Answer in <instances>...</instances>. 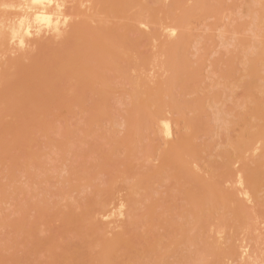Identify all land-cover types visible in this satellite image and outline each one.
Here are the masks:
<instances>
[{
	"label": "rangeland",
	"instance_id": "rangeland-1",
	"mask_svg": "<svg viewBox=\"0 0 264 264\" xmlns=\"http://www.w3.org/2000/svg\"><path fill=\"white\" fill-rule=\"evenodd\" d=\"M98 1L104 4L0 0V264H67L75 247L84 264H97L89 246L112 241L115 233L120 240L112 243L111 264H246L241 252L257 257L252 264H264V152L244 162L255 173L254 199L245 197V189L238 197L232 188L242 181L237 152L264 133V15L257 13L264 0H179L182 11L196 1L224 9L217 8L220 15L212 6L196 16L193 8L199 11L200 3L192 6L182 43L173 37L179 43L171 53L173 75L181 79L186 69L199 75L186 86L174 81L170 99L158 94L171 105L167 127L152 122L154 101L145 100L144 109L139 101L152 97L143 93L146 75L153 80L150 65L166 61L161 50L171 48L167 37L175 35L156 16L170 5L172 17L175 0H131L125 13L126 0ZM150 39L159 42L155 49ZM248 59L256 62L255 71H248ZM144 63L148 73L139 90L133 70ZM160 82H153L155 88ZM149 84L145 88L156 91ZM178 139L195 158L190 169L171 153ZM225 193L236 199L234 205ZM120 201L127 204L125 217L108 220ZM85 214L98 219H82ZM218 224L221 235L210 230ZM120 226L123 232H115Z\"/></svg>",
	"mask_w": 264,
	"mask_h": 264
},
{
	"label": "bare ground",
	"instance_id": "bare-ground-1",
	"mask_svg": "<svg viewBox=\"0 0 264 264\" xmlns=\"http://www.w3.org/2000/svg\"><path fill=\"white\" fill-rule=\"evenodd\" d=\"M127 1V3L125 4H121L122 5V7L119 5L120 3H117L118 4V6L119 7H116L117 6V4L116 5H114L112 8H113V10L111 9V11H114V9H115V7L116 8H119L120 9V7H121V11L123 12V13H125L124 12V8H126V7H128V4H129V2H132L131 0H126ZM159 1V0H158ZM165 1H167V0H165ZM169 1V0H168ZM167 1V2H168ZM171 1V0H170ZM185 1V0H184ZM193 1V0H192ZM212 1H214V0H212ZM211 1V2H212ZM261 1V0H260ZM99 1L97 0V3H98ZM197 2V3H196ZM192 6L194 7H197L196 5H199V3H200V7L201 8H199V11H198V9L196 10L195 8H193L194 9V14L196 13V14H198V15H196V16H202V15H204V13L206 14L207 12L206 11H209V13L211 12V7L212 6H214V8L213 9H215V11H216V14H217V8L219 7H216V3L214 4V3H212L213 5L212 6H210V4H211V2L209 3L208 1H206V2H208L207 3V5L206 4H202L201 5V2H198V1H196ZM203 2H205L204 0H203ZM220 2V1H219ZM219 2H217V3H219ZM258 2H259V0H258ZM133 3V2H132ZM170 3V2H169ZM181 3H182V1H181ZM101 4H104L103 2H99V5H101ZM165 4V3H164ZM179 4V5H178ZM189 4V3H188ZM223 4V3H222ZM127 5V6H126ZM187 5V4H186ZM218 5H221V4H218ZM170 6V5H169ZM168 6V7H169ZM176 6V7H175ZM179 6V7H178ZM184 6V5H183ZM191 6V7H192ZM204 6V7H203ZM208 6V7H207ZM223 6V5H222ZM222 6H220L219 7V9H224ZM124 7V8H123ZM168 7H167V9H168ZM171 7L173 8H175L174 10H173V15H172V17H171V14H170V12H172V10L171 11H167V9H166V11H163L162 9H161V13H163V14H161V13H159V17H157L156 16V20L158 21V22H160L161 21V23H159V25H161V26H165V25H168L169 27H170V30H172V32L171 33H173V34H175L174 36H171V34L170 35H168V37H167V40H168V44L167 45H169L171 48V50L169 49V47L168 48H165V49H168L167 51L165 50V49H163V50H161V51H163L162 53H163V55L161 56V58H163V59H165L166 58V61L164 60V62H163V60H160V59H155V61L153 62V64L152 65H150L151 64V62H150V66H151V68H152V73H154V71H156L155 72V74H151V75H153L154 77H153V80L155 81V85H157L156 83L157 82H159V81H162V82H160V83H162V87H157L156 86V88H158V89H156L155 88V86H154V81L153 80H150V79H148L149 78V74L148 75H146V76H148V78L146 79V81H147V83L146 82H144V83H146V84H144L145 85V87L147 88L148 87V83H153L152 85L151 84H149V86L151 85L152 87H154L155 88V90L156 91H154L153 90V92L154 93H156L157 92V90H158V92L156 93L157 94V96L159 97V95L158 94H160V92H162L161 94H165V95H167L168 96V98L170 99L171 97H169V93H170V91H172L171 90V84L174 82V81H177V83H178V76H174L173 74H174V68H175V59L173 58L174 56V51L175 50H178V45H179V43L178 44H175L174 43V41H172V40H174L173 39V37H180V43H182L181 41H182V38L181 37H183L182 35H183V32L185 33V30H187L186 28H188V26L186 27V18H188V17H192L190 14H192L193 15V13H192V11L190 10V6H189V8H187V9H185V11H182L184 8H181L180 7V3H179V0H175V2H173L172 3V5H171ZM206 7V8H205ZM163 8H164V6H163ZM210 8V9H209ZM179 9V10H178ZM180 9H182V10H180ZM259 10H257V13L258 14H260L261 13V16H263L264 15V4L262 3V6L261 7H259L258 8ZM263 9V10H262ZM117 10V9H116ZM205 10V11H204ZM261 10H262V12H261ZM177 11V12H176ZM191 11V12H190ZM196 11V12H195ZM204 11V12H203ZM214 10H213V12H215ZM250 11H252V10H250ZM256 11V10H255ZM258 11H260V12H258ZM100 12V11H99ZM157 12V11H156ZM166 12V13H165ZM175 12H176V15L174 16V14H175ZM190 12V13H189ZM199 12L200 13H202V14H199ZM103 13V12H102ZM255 13V12H254ZM257 13H255V15L257 14ZM262 13H263V15H262ZM105 14V13H104ZM218 14H220V12H218ZM252 14V13H251ZM257 14V15H258ZM189 15V16H188ZM220 15H222V14H220ZM254 15V14H253ZM256 15V16H257ZM154 16V15H153ZM260 16V17H261ZM174 17V18H173ZM253 17V16H252ZM259 16H258V19L260 18ZM153 18V17H152ZM158 18V19H157ZM160 18V19H159ZM263 18H264V16H263ZM257 19V18H256ZM257 19V20H258ZM170 20V21H169ZM256 20V21H257ZM153 21V23H154V21L155 20H152ZM262 21H264L263 19H262ZM260 22H261V19H260ZM156 24H158L157 22H156ZM262 26H263V22H262ZM83 29H85V30H87V31H89L88 29H86V28H83ZM264 30V29H263ZM162 32V31H161ZM263 33H264V31H263ZM166 33H164V31H163V34L162 35H165ZM172 34V35H173ZM151 35V34H150ZM261 35V34H260ZM152 36V35H151ZM159 36H160V34H159ZM158 36V37H159ZM149 38V37H148ZM153 38V36L151 37V39ZM258 38V37H257ZM262 38H264V35L262 36ZM262 38H260V39H262ZM150 39V40H151ZM155 39H157L156 37H155ZM153 41H154V39H152ZM151 40V41H152ZM152 41V42H153ZM156 41H159V40H156ZM258 42V41H257ZM264 42V41H263ZM159 42H153V46L152 47H154V49H155V47L157 46V44H158ZM186 43V42H185ZM240 43H242V42H240ZM245 43V45H246V42H244ZM260 43H262V40H261V42ZM262 45V44H261ZM238 46V45H237ZM240 46V45H239ZM263 48H264V43H263ZM236 48V47H235ZM255 49H256V47H254ZM172 49H173V51H172ZM249 49H251V48H249ZM253 49V48H252ZM262 48H260L259 47V50H261ZM243 50V49H242ZM235 51V50H234ZM239 51V50H238ZM237 51V52H238ZM243 51H245V49L243 50ZM250 51H252V50H250ZM262 51V50H261ZM168 52V53H167ZM172 52H174L173 53V55H171V53ZM252 52H254V51H252ZM259 52V51H258ZM257 52V53H258ZM264 52V51H263ZM161 53V52H160ZM178 53V52H177ZM246 53V52H245ZM248 53V52H247ZM257 53H256V50H255V56L257 55ZM234 54V53H233ZM235 54H236V52H235ZM238 54V53H237ZM241 54V53H240ZM250 54H251V52H250ZM259 54H261V53H258V55ZM168 55V56H167ZM182 55V54H181ZM252 55V54H251ZM262 55V54H261ZM246 56V55H245ZM159 57V56H158ZM158 57H156V58H158ZM232 57V60H233V58L235 59V57L236 56H231ZM239 57H241V56H239ZM244 57V56H243ZM250 57V56H249ZM248 57V58H249ZM252 57H254L253 55H252ZM168 58V59H167ZM251 58V57H250ZM239 58L237 57V59L235 60L236 62H237V60H238ZM254 59V58H253ZM167 60L169 61V62H167ZM183 60V59H182ZM203 60V59H202ZM229 60H230V58H229ZM243 60H245V59H243ZM251 59H248V62H249V64H248V71L250 72V71H255V69H256V62H253L252 60L250 61ZM261 60V59H260ZM183 61H185V60H183ZM231 61V60H230ZM234 61V60H233ZM233 61H231L232 63H233ZM239 61H241V60H239ZM247 61V60H246ZM176 62H177V60H176ZM198 62V61H197ZM260 62H262V65L264 64V61L263 60H261ZM166 63V64H165ZM181 63V62H180ZM187 63V62H186ZM258 63H259V61H258ZM191 64V63H190ZM198 64V63H197ZM243 64V63H242ZM195 65V64H194ZM231 65V64H230ZM149 66V67H150ZM179 66V65H178ZM234 66V65H233ZM264 66V65H263ZM187 67H188V65H187ZM227 67V66H226ZM247 67H245L246 69L245 70H247ZM261 67V66H260ZM150 68V69H151ZM189 68V67H188ZM196 68H197V66H196ZM232 67L230 66V68H229V70L231 69ZM233 68H235V67H233ZM257 68H259V67H257ZM183 69V68H182ZM184 69H186V68H184ZM195 69V68H194ZM198 69H200L199 67H198ZM198 69H195V70H198ZM227 69V68H226ZM236 70V69H235ZM134 72H135V74L137 73L138 75H139V81H138V83L136 82V84H137V88L140 90V87H144V85H143V82L140 80L141 78H142V74H144L145 75V73L147 72V69H146V64L144 63L141 67H139V69L137 68V69H134L133 70ZM150 71V70H149ZM188 71V72H187ZM223 71H225V70H223ZM262 71H263V69H262ZM133 72V73H134ZM180 72V71H179ZM199 72V71H198ZM226 72V71H225ZM245 72H247V71H245ZM148 73V72H147ZM158 73H163V77H165L164 75H166V77H167V74L169 75L168 77H170V78H168V79H165V78H163L161 75V77H162V79L160 78V76L159 75H157V76H159V77H157L158 79H159V81H158V79L155 77V75L156 74H158ZM195 73V74H194ZM260 73H262V72H260ZM173 75V76H171V75ZM221 74H222V72H221ZM188 75V76H187ZM198 75L199 74H197L196 73V71L194 72V71H191V69H189V70H183L181 73H180V77H181V79H179V81L181 80L182 82H184L183 84L185 85V83H186V85H187V82L188 81H190L191 79H195L196 78V80H198L197 79V77H198ZM223 75H224V72H223ZM228 75H230V74H228ZM246 75V74H245ZM244 75V76H245ZM247 75H249V74H247ZM186 76V77H185ZM222 76V75H221ZM254 76V75H253ZM188 77V78H187ZM224 78V80H225V75L223 76ZM227 77V76H226ZM228 78V77H227ZM232 78H234V75H233V77ZM157 79V80H156ZM199 79H200V77H199ZM242 79V78H241ZM255 79V78H254ZM253 79V80H254ZM143 81H144V79H142ZM150 80V81H149ZM168 80V81H167ZM196 80H193V82L195 83V84H197V83H199V82H197ZM232 80V79H231ZM233 80H235V79H233ZM244 80V79H243ZM253 80H252V82H253ZM152 81V82H151ZM157 81V82H156ZM165 81V82H164ZM140 82H142V84H139ZM192 82V81H191ZM228 83H229V81H227ZM231 82V81H230ZM252 82H250L251 83V85L253 84ZM160 83H158V84H160ZM163 83L165 84L164 85V89H163ZM181 83V82H180ZM190 83V82H189ZM194 83L192 84L193 86H195L194 85ZM246 84H245V86L246 85H249L247 82H245ZM230 85H231V83H229ZM161 85V84H160ZM159 85V86H160ZM185 85V86H186ZM192 85L191 84H189V86H191L192 87ZM225 85H227V83H225ZM236 85V84H235ZM234 85V86H235ZM139 86V87H138ZM188 86V87H189ZM217 87H218V85H216ZM244 86V85H243ZM250 86V85H249ZM255 86V85H254ZM144 87V94H145V96H149V93L147 94L146 92H150L151 93V95H152V97H144L143 95H141V92H140V94L138 95L137 94V97L138 96H143L141 99H143V100H141V101H139L140 102V104L139 105H141V104H143V105H145V103L147 104L148 102L146 101L145 102V100H150V102L152 103L153 101L155 102L154 103V106H155V108L156 109H154V112L152 111V113H155V114H151L152 116L151 117H153L152 118V122L153 123H156V124H158V123H160L162 126H164V127H167V124H168V121H169V117L168 116H166V115H168V113H169V111H168V109H170V106L168 105V103H166V102H163V100L165 99V96L163 95H161L159 98H154V96H153V92H151V90L149 91V89H150V87H149V89L147 90L146 88ZM166 87V88H165ZM196 87V86H195ZM195 87H192V88H195ZM247 87V86H246ZM246 87H243V88H245L246 89ZM228 88H230V87H228ZM252 88V87H251ZM151 89H153V88H151ZM166 89V91L164 92L163 90H165ZM190 89V87L188 88V90ZM196 89V88H195ZM195 89H190L191 91L192 90H195ZM244 89V90H245ZM259 89V88H258ZM168 90V91H167ZM189 90V91H190ZM142 91V90H141ZM146 91V92H145ZM247 91H249L248 89H247ZM246 90H245V92H247ZM142 93V94H143ZM153 93V94H152ZM213 94H214V92H212ZM147 94V95H146ZM156 94H154L155 95V97H157L156 96ZM171 95V94H170ZM210 95V94H209ZM208 95V96H209ZM215 95H216V93H215ZM256 95V94H255ZM254 95V96H255ZM167 96H166V98H167ZM220 96V95H219ZM163 97H164V99H163ZM209 97H213V96H209ZM253 97V96H252ZM251 96H250V98H252ZM145 98V99H144ZM150 98H152V99H155V100H152V99H150ZM160 98H162V99H160ZM197 99H200V98H197ZM197 99H195V100H197ZM210 99V98H209ZM213 99V98H212ZM162 102H161V101ZM165 100H167V99H165ZM214 100H218V99H216V98H214L213 99V102H214ZM251 100H253L252 102H254V100H255V98L253 99H251ZM262 100V99H261ZM137 101V100H136ZM143 101V102H142ZM197 101H199V100H197ZM202 101V100H201ZM200 101V102H201ZM207 101V100H206ZM173 102V101H172ZM171 102V103H172ZM203 102V101H202ZM256 102H259V100H258V98H257V100H256ZM175 103V102H174ZM177 103V102H176ZM192 103H196L195 101H193ZM138 104V103H137ZM153 104V103H152ZM173 104V103H172ZM190 104V103H189ZM212 104V103H211ZM214 104L216 105V103L214 102ZM260 104V103H259ZM259 104H257V106L256 105H254V106H256L257 108H258V106H261V104L259 105ZM143 105H141L142 107H143ZM179 105V104H178ZM178 105H176L177 107H178ZM192 105V104H191ZM140 106V107H141ZM146 106V105H145ZM176 106H174V107H176ZM197 106H199V105H197ZM200 106H203V104H201L200 103ZM135 107V106H134ZM136 108V107H135ZM146 108V111H148L147 110V108L148 107H145ZM171 108H173V107H171ZM180 108V107H179ZM179 108H173V109H179ZM182 108V107H181ZM203 108V107H202ZM210 108V107H209ZM212 108H213V106H212ZM255 108V107H254ZM142 109V108H141ZM143 109H144V107H143ZM184 109V108H183ZM187 109H189V108H187ZM205 108H203L201 111H203ZM133 111H134V108L132 109ZM152 110V109H151ZM171 110V109H170ZM250 110V109H249ZM258 110V109H257ZM205 111V110H204ZM263 111V110H262ZM139 112V111H138ZM137 112V113H138ZM151 112V111H150ZM167 112V113H166ZM193 112V111H192ZM198 112V111H197ZM196 112V113H197ZM200 112V111H199ZM259 112V111H258ZM142 113V112H141ZM140 113V114H141ZM201 113H203V112H201ZM249 113V112H248ZM139 114V115H140ZM259 114V113H258ZM137 116H138V114H136ZM195 115V114H194ZM256 115V114H255ZM127 116V115H126ZM131 117H133V116H131ZM142 117H143V115H142ZM242 117V116H241ZM241 117H239V118H241ZM243 117H244V114H243ZM260 117V116H259ZM93 118V117H92ZM149 118V117H148ZM198 118V117H197ZM247 118V117H246ZM128 119V118H127ZM138 119H139V117H138ZM195 119V118H194ZM192 120V123H190L188 126H192L191 128L193 129V127L195 126V120ZM201 119V118H200ZM199 119V120H200ZM123 120V119H122ZM145 120V119H144ZM147 120V119H146ZM139 121V120H138ZM241 121V120H240ZM260 121V120H259ZM263 121V120H262ZM136 122V121H135ZM147 122H148V120H147ZM146 122V123H147ZM190 122V121H189ZM197 122H199V121H197ZM121 123V122H120ZM119 123V124H120ZM202 123V122H201ZM250 123V122H249ZM93 124V123H92ZM117 124V123H116ZM127 121L126 122H123L122 123V125H120V126H122L123 127V129H124V127H126L127 128ZM131 124V123H130ZM141 124H143V123H141ZM196 124H198V123H196ZM204 124V123H203ZM251 124V123H250ZM124 125H126V126H124ZM133 125V124H132ZM135 126V125H134ZM256 126V125H255ZM258 126V125H257ZM199 127H201V126H199ZM128 129V128H127ZM130 129V128H129ZM133 129V128H132ZM191 129V130H192ZM131 130V129H130ZM188 130H189V132H191V130L188 128ZM134 131V130H133ZM133 131H131V132H133ZM128 132H130V131H128ZM189 132H188V134H189ZM135 133V132H134ZM134 133H132V134H134ZM184 138V137H183ZM178 141V143H176L175 144V142H172L173 144L170 146V149H171V153H176V155L178 156V157H180L178 160H181V161H179V165L180 164H182L183 162L184 163H187V161H188V163L187 164H184L183 163V167H185V168H188V166H189V169H190V167L192 168L193 166H194V162H195V158H193L192 157V153L191 152H189V150H187L186 149V147H185V142L183 141V140H181V139H178L177 140ZM243 143V142H242ZM232 144V143H231ZM169 145V144H168ZM187 147H188V145H187ZM169 149V150H170ZM190 149V148H189ZM232 149V148H231ZM233 150V149H232ZM191 151V150H190ZM234 151V150H233ZM232 151V152H233ZM258 152H264V133L263 132H261V133H258L256 136H254L253 138H251L250 139V143L249 144H246L245 145V147H243L242 149H239V152H237L238 153V158H237V162H236V164H240V165H242L243 167H241V169L236 173V175L240 178V179H238V180H242L241 182H239V183H235V184H233L232 185V188H233V191H236V194H237V196L238 197H241V194H240V192H241V190H243V189H245V190H247V191H249V196H245V197H247V198H250V200H251V198L252 199H254L253 198V195H254V193L253 192H255V185H256V181H255V173L254 172H252L251 174H250V171H248L247 169H246V163L244 164V162L245 161H247L249 158L248 157H250V154H251V156L253 155V154H255V153H258ZM236 153V154H237ZM173 154V155H174ZM186 155V157L184 156V155ZM235 154V155H236ZM172 155V156H173ZM183 155V156H182ZM235 155H234V157H235ZM175 156V155H174ZM173 156V158H175ZM255 156V155H254ZM261 156V155H260ZM182 157H185V158H182ZM187 157H191V158H187ZM224 157H225V155H224ZM232 158V159H235V158ZM172 158V157H171ZM187 158V160H184V159H186ZM253 158H255V157H253ZM106 159V158H105ZM161 159H164V157H162ZM176 159V160H177ZM231 159V158H230ZM192 160V161H191ZM162 162L160 163V164H162L163 163V160H161ZM183 161V162H182ZM173 163V162H172ZM171 163V164H172ZM264 163V162H263ZM262 163V164H263ZM160 164H158V166L160 167L159 169H161L162 167H165V166H163L162 165V167H161V165ZM235 164V163H234ZM264 165V164H263ZM170 166L171 165H168V167L170 168ZM233 166V165H232ZM235 166H237V165H235ZM182 167V166H181ZM261 167V166H260ZM262 167H264V166H262ZM240 168V167H239ZM159 169H156V170H159ZM163 169V168H162ZM161 169V170H162ZM176 169V168H175ZM191 171V173H193L194 172V169L193 170H190ZM193 171V172H192ZM153 174V173H152ZM149 176H151V175H149ZM196 176V175H195ZM197 177H202L203 178V176H201V175H198ZM177 179V178H176ZM206 183V182H205ZM212 183V182H211ZM115 184V183H114ZM113 185V184H112ZM211 185V184H210ZM229 185V184H228ZM115 186V185H114ZM113 186V187H114ZM214 186V185H213ZM111 187V186H110ZM109 187V188H110ZM215 187V186H214ZM219 187V186H218ZM210 188L211 187H209V191H212V190H210ZM111 190H112V188H110ZM222 190V189H221ZM113 191V190H112ZM222 191H220V193H221ZM216 193V192H215ZM230 194H231V192H229ZM259 193V192H258ZM112 194H113V192H112ZM116 194V193H115ZM227 194H228V192H227ZM222 195H225L226 196V193L225 194H222ZM257 195V194H256ZM129 196V195H128ZM231 196V195H230ZM230 196H226V197H223V198H225V199H227L228 201H229V203H230V200L232 199V197L231 198H229ZM257 197V196H256ZM114 198V197H113ZM106 199V198H105ZM119 199V198H118ZM235 199V198H234ZM234 199H232V200H234ZM258 200L260 199V198H257ZM113 200V199H112ZM232 200H231V204H233L234 205V202H235V200L232 202ZM213 201V200H212ZM111 202H113V201H111ZM110 202V203H111ZM198 202V201H197ZM196 202V203H197ZM241 202V201H240ZM224 203V202H223ZM238 203V202H237ZM114 204H115V201H114ZM231 204H230V207H231ZM104 205H106V204H104ZM237 205H239V204H237ZM196 206V205H195ZM240 206V205H239ZM239 206H237V207H239ZM110 207H111V204H110ZM127 207V204L124 202V201H120V203H118V205L116 206V207H112V209H119V210H112V211H110V216L107 218L108 220L109 219H113V218H124L125 217V212H124V210H125V208ZM235 210V212H237L238 210L234 207V206H232ZM195 209V208H194ZM239 209H241V207L239 208ZM197 210V209H196ZM241 210H243V209H241ZM234 213V212H233ZM238 214V213H237ZM241 214V213H240ZM243 215V214H242ZM85 216V217H84ZM83 217H82V219H87V217L89 218L88 220H91V221H96L97 219H98V216L97 215H89L88 214V216H87V214H85ZM87 216V217H86ZM90 216V217H89ZM118 218V219H119ZM82 219H80V220H82ZM114 219V220H115ZM198 219V218H197ZM224 219V218H223ZM75 220V219H74ZM77 222H79L78 220L77 221H75V223H77ZM119 222V221H118ZM219 222V221H218ZM105 223H106V221H105ZM221 224V223H220ZM220 224H218V225H213V226H215V227H210V228H212V229H210L211 231H213L214 229L213 228H217V229H215V231H213L214 232V234H217L216 232H218L219 234L221 233V234H223V228L220 226ZM223 225H224V223H222ZM218 226H220V227H218ZM225 226V225H224ZM204 227V226H203ZM249 227V226H248ZM246 228V229H244V230H246V232L249 230V228ZM199 228V227H198ZM118 230H116L115 229V232L117 231V232H123V227H118L117 228ZM243 230V232H245ZM220 234V235H221ZM115 235V238L114 239H112V241L111 240H109V239H107V240H104V243L103 244H101L100 246H98V247H96V246H89V251H90V254H91V256L93 257L94 255L96 256H94L95 257V262L94 263H97V264H111V260H110V256H111V246H112V243H113V241L115 240V239H118L119 238V233H115V234H113L112 236H114ZM219 235V236H220ZM218 236V235H217ZM222 237V236H221ZM118 240H120V238L118 239ZM176 242V241H175ZM194 242H195V240H194ZM207 243V242H206ZM173 244H171V246H172ZM187 246V245H186ZM185 246V247H186ZM177 247H179V246H177ZM184 247V246H183ZM188 247V246H187ZM198 247V246H197ZM75 249V251L74 252H72V254H71V257L69 256V257H67L68 259H66V261H67V264H84V261H83V255H82V253H81V249L80 248H77V247H75L74 248ZM73 249V250H74ZM80 251H79V250ZM205 249V248H204ZM67 250V249H66ZM182 250V249H181ZM215 252V251H214ZM177 253V252H176ZM180 255V254H179ZM87 256V255H86ZM184 256V255H183ZM186 256V255H185ZM198 257V256H197ZM192 258H193V256H192ZM213 258V257H212ZM185 259V258H184ZM239 259L240 260H243L246 264H252V263H256L257 262V257H253L252 255H247L246 253H244V252H241V255L239 256ZM115 260V259H114ZM183 260V259H182ZM186 261H188V259H185ZM184 260V261H185ZM220 260V259H219ZM181 261V260H180ZM196 261V263L195 264H197L198 262V264H203L204 262V260H202V259H199L198 261H197V259L195 260ZM223 261V260H222ZM221 261V262H222ZM51 262H53V261H51ZM92 262V261H91ZM234 262V261H233ZM54 263V262H53ZM88 263V262H87ZM225 263V262H224ZM62 264V263H61ZM66 264V263H65ZM192 264H194V263H192ZM229 264V263H228Z\"/></svg>",
	"mask_w": 264,
	"mask_h": 264
},
{
	"label": "snow or ice",
	"instance_id": "snow-or-ice-1",
	"mask_svg": "<svg viewBox=\"0 0 264 264\" xmlns=\"http://www.w3.org/2000/svg\"><path fill=\"white\" fill-rule=\"evenodd\" d=\"M33 3H41V2H48L50 3L51 0H32Z\"/></svg>",
	"mask_w": 264,
	"mask_h": 264
}]
</instances>
